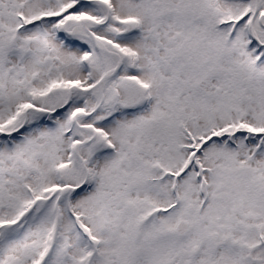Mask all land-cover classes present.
I'll list each match as a JSON object with an SVG mask.
<instances>
[{
	"label": "snow or ice",
	"instance_id": "1",
	"mask_svg": "<svg viewBox=\"0 0 264 264\" xmlns=\"http://www.w3.org/2000/svg\"><path fill=\"white\" fill-rule=\"evenodd\" d=\"M0 264H264V0H0Z\"/></svg>",
	"mask_w": 264,
	"mask_h": 264
}]
</instances>
